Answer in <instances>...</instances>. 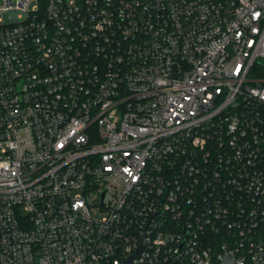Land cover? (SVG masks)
<instances>
[{"label":"built area","instance_id":"2783aa9c","mask_svg":"<svg viewBox=\"0 0 264 264\" xmlns=\"http://www.w3.org/2000/svg\"><path fill=\"white\" fill-rule=\"evenodd\" d=\"M261 59L264 0H0V264H264Z\"/></svg>","mask_w":264,"mask_h":264},{"label":"water","instance_id":"95a60500","mask_svg":"<svg viewBox=\"0 0 264 264\" xmlns=\"http://www.w3.org/2000/svg\"><path fill=\"white\" fill-rule=\"evenodd\" d=\"M259 63L261 65H264V59L259 60ZM147 226H148V224H147ZM147 226H146V228H147ZM146 228H145V231H146ZM144 236H145V232L142 235L141 242H140V244L138 245V247L136 249V253H131L126 258V260L124 262H121L122 264H132L131 263V260H132L133 257H138L139 258V256L141 255V253H142V251L144 250V247H145L144 244H143V238H144ZM263 255H264V252L261 253V256H263ZM222 260H223L224 264H235L234 263V259L230 260L229 253L228 252L226 253V255L224 256V258ZM257 264H262L261 258H259Z\"/></svg>","mask_w":264,"mask_h":264},{"label":"rangeland","instance_id":"374dc122","mask_svg":"<svg viewBox=\"0 0 264 264\" xmlns=\"http://www.w3.org/2000/svg\"><path fill=\"white\" fill-rule=\"evenodd\" d=\"M254 73L260 78L264 79V65L256 64L254 68ZM99 214V213H98Z\"/></svg>","mask_w":264,"mask_h":264}]
</instances>
